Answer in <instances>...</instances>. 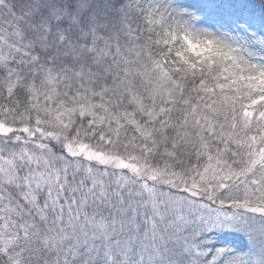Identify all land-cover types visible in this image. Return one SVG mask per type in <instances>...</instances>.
<instances>
[{
  "label": "snow or ice",
  "instance_id": "obj_1",
  "mask_svg": "<svg viewBox=\"0 0 264 264\" xmlns=\"http://www.w3.org/2000/svg\"><path fill=\"white\" fill-rule=\"evenodd\" d=\"M0 264H264V0H0Z\"/></svg>",
  "mask_w": 264,
  "mask_h": 264
}]
</instances>
